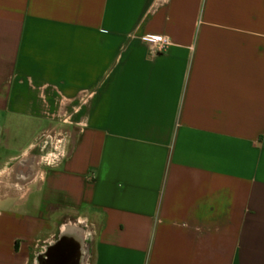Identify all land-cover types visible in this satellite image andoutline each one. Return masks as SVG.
Returning <instances> with one entry per match:
<instances>
[{"label":"crops","instance_id":"0c3cea01","mask_svg":"<svg viewBox=\"0 0 264 264\" xmlns=\"http://www.w3.org/2000/svg\"><path fill=\"white\" fill-rule=\"evenodd\" d=\"M0 112L12 160L73 131L1 189L0 264L66 220L88 264H264V0H0Z\"/></svg>","mask_w":264,"mask_h":264},{"label":"rangeland","instance_id":"374dc122","mask_svg":"<svg viewBox=\"0 0 264 264\" xmlns=\"http://www.w3.org/2000/svg\"><path fill=\"white\" fill-rule=\"evenodd\" d=\"M6 113L0 112V180L3 176H8L11 174L13 168L17 162H25L30 155L35 154L38 156L36 160L38 165L35 164V169L39 167L40 164H52L56 158H59V154H62L64 147L69 140L70 135L73 131L65 127H42L40 126L38 130L41 132L38 139H36L32 145L30 151L27 155L18 157L12 160V155L18 154L20 149L25 147L31 140L32 131H35L36 127H29L23 125L20 127V134L15 139H5L6 129L5 126ZM17 142L11 145L12 141ZM8 162V163H7ZM29 165V164H28ZM32 169V168H31ZM15 171V170H14ZM5 180V179H4Z\"/></svg>","mask_w":264,"mask_h":264},{"label":"water","instance_id":"95a60500","mask_svg":"<svg viewBox=\"0 0 264 264\" xmlns=\"http://www.w3.org/2000/svg\"><path fill=\"white\" fill-rule=\"evenodd\" d=\"M91 231L83 222L66 220L56 237L42 245L32 264H88Z\"/></svg>","mask_w":264,"mask_h":264},{"label":"flooded vegetation","instance_id":"af4514ba","mask_svg":"<svg viewBox=\"0 0 264 264\" xmlns=\"http://www.w3.org/2000/svg\"><path fill=\"white\" fill-rule=\"evenodd\" d=\"M37 159H38V156L35 154H32V155H30V157L27 158V161H25L23 163L17 162V164L13 168L11 174L8 176H3V178L0 180V196L3 194L1 189L3 187H5L7 183H9L11 180L21 181V178L24 174V171L27 170L28 167L29 168H35V164L38 165V162L36 161Z\"/></svg>","mask_w":264,"mask_h":264},{"label":"built area","instance_id":"2783aa9c","mask_svg":"<svg viewBox=\"0 0 264 264\" xmlns=\"http://www.w3.org/2000/svg\"><path fill=\"white\" fill-rule=\"evenodd\" d=\"M142 39L146 42L155 44L157 46V50L160 52L169 45L168 38L163 34L147 33L142 37Z\"/></svg>","mask_w":264,"mask_h":264}]
</instances>
